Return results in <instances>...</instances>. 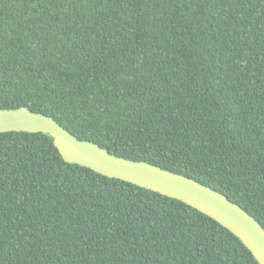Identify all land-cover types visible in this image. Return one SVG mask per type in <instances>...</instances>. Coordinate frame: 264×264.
<instances>
[{"label":"trees","instance_id":"trees-1","mask_svg":"<svg viewBox=\"0 0 264 264\" xmlns=\"http://www.w3.org/2000/svg\"><path fill=\"white\" fill-rule=\"evenodd\" d=\"M210 186L264 228V0H0V108ZM0 264H258L189 205L0 133Z\"/></svg>","mask_w":264,"mask_h":264},{"label":"water","instance_id":"water-1","mask_svg":"<svg viewBox=\"0 0 264 264\" xmlns=\"http://www.w3.org/2000/svg\"><path fill=\"white\" fill-rule=\"evenodd\" d=\"M8 131L41 133L52 140L67 163L78 164L189 205L227 228L258 264H264V228L257 219L216 189L144 160L112 154L97 143L78 139L51 116L25 106L0 108V133Z\"/></svg>","mask_w":264,"mask_h":264}]
</instances>
